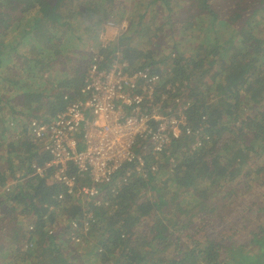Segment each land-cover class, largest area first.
Instances as JSON below:
<instances>
[{"label":"trees","instance_id":"1","mask_svg":"<svg viewBox=\"0 0 264 264\" xmlns=\"http://www.w3.org/2000/svg\"><path fill=\"white\" fill-rule=\"evenodd\" d=\"M116 1L0 0V190L19 173L0 213L26 223L13 239L0 232V264H264V0H129L127 31L102 48L81 27L97 29ZM116 53L188 104L205 144L184 135L153 154L137 143L143 167H121L102 203L59 202L49 172L31 176L48 157L29 123L83 99L89 63ZM256 187L260 197L234 209L237 192ZM223 203V231L208 232Z\"/></svg>","mask_w":264,"mask_h":264},{"label":"built area","instance_id":"2","mask_svg":"<svg viewBox=\"0 0 264 264\" xmlns=\"http://www.w3.org/2000/svg\"><path fill=\"white\" fill-rule=\"evenodd\" d=\"M105 24V28L116 27L114 20ZM104 27L98 35L102 48L110 44L103 43ZM126 66L118 53L106 67L95 56L80 90L83 99L68 102L49 123H29L33 140L48 157L43 165L33 166L31 176L49 172L47 183L59 187V202L102 203L101 187L110 184L121 167L136 164L137 171L143 167L142 158L133 150L137 143L145 144L153 154L184 135L192 140V149L205 144L195 138L187 123L184 100H167V94L158 92L157 75L129 72Z\"/></svg>","mask_w":264,"mask_h":264},{"label":"rangeland","instance_id":"3","mask_svg":"<svg viewBox=\"0 0 264 264\" xmlns=\"http://www.w3.org/2000/svg\"><path fill=\"white\" fill-rule=\"evenodd\" d=\"M120 5H124V11H120L119 9L121 7H119ZM112 10H116V12H114V14H111L110 16H100V18L103 17V19H101L102 21H100V24L99 26L97 27V29L94 27V26H90V27H85L87 25H83L81 27L82 30H84V28H86L87 30H89V28H91L92 31H94L96 34H95V41H96V38H97V41H99V36L100 35L99 33L100 32V29L101 27L105 26L106 22L111 20L115 21V25L116 27H112V28H105V30L103 31V36H102V40H103V43H113V42H116L118 37L120 35H122L124 32L127 31L128 29V22H127V14H125V11L127 10H131L132 8V5L130 4V1L129 0H117L116 3H115V6L111 7ZM123 13V14H122ZM107 17V18H106ZM106 18V19H105ZM116 18H117V21H116ZM80 29V30H81ZM78 31V33H82V30L81 31ZM96 30V31H95ZM91 43V42H90ZM79 49H81V51H85L86 49H83L82 47H79ZM79 52H77V55H80ZM25 61L24 60H17V64L20 65V66H24V63ZM81 63V61H77L76 62V65L78 66L79 64ZM68 66L69 64H66V68L68 69ZM76 66V67H77ZM53 69H56V65L52 66ZM78 71L76 70V72L74 71L73 72V75L77 76ZM44 77H45V74H44ZM78 86V85H77ZM76 86V87H77ZM171 91H173V88L170 89ZM2 166H6V162L4 163H1ZM157 170V169H155ZM19 173L15 174V177H12V182H9L8 184L10 183H14L15 181H17V177H18ZM1 191H5L4 188H2V190H0V193ZM237 193H240L239 196L237 197V202H236V205L234 207V209H242V205L247 202L249 203V199H252V202L256 201L258 198L257 197H260L261 195V187H256L252 190V192L249 194L247 193L246 191H243V192H237ZM249 194V195H248ZM1 195V194H0ZM1 198V196H0ZM1 202V200H0ZM7 208H2L0 209V212H3V210H6ZM9 211V210H8ZM226 212V205L223 203L222 206H219V208H217L215 211H214V214L212 216H210V220L212 221V223L207 227V231L210 232V231H213V232H216L218 230H222L223 231V224H222V220H221V215H223L224 213ZM21 216H18V213H16L15 211L10 213V215H2L0 213V222H2L0 224V232H3L5 233V235L9 238H12L15 237V235L17 234L18 232V228L21 229V227L23 228L24 225H19L18 222L20 221H23V219L25 220V218L23 217V219L20 218ZM225 224V222H224ZM19 229V230H20ZM18 241V240H17Z\"/></svg>","mask_w":264,"mask_h":264}]
</instances>
